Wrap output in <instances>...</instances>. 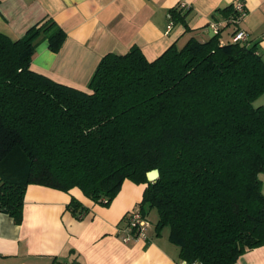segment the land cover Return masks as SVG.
Masks as SVG:
<instances>
[{
    "label": "trees",
    "instance_id": "16d2710c",
    "mask_svg": "<svg viewBox=\"0 0 264 264\" xmlns=\"http://www.w3.org/2000/svg\"><path fill=\"white\" fill-rule=\"evenodd\" d=\"M188 12L169 10L174 24ZM221 12L228 20L233 4ZM66 37L52 18L16 40L0 32V212L20 224L29 184L77 187L108 204L129 179L146 184L138 206L156 210L155 234L169 227L181 261L234 264L263 246L259 46L222 43L220 29L152 61L134 45L105 54L84 91L30 68L39 42L56 53ZM66 208L78 218L87 210L73 196Z\"/></svg>",
    "mask_w": 264,
    "mask_h": 264
},
{
    "label": "crops",
    "instance_id": "0c3cea01",
    "mask_svg": "<svg viewBox=\"0 0 264 264\" xmlns=\"http://www.w3.org/2000/svg\"><path fill=\"white\" fill-rule=\"evenodd\" d=\"M234 1L0 0V32L16 40L33 24L55 20L67 35L62 47L54 53L46 40L39 42L30 68L88 91L87 83L105 54H124L135 45L152 61L172 44L181 48L191 38L205 41L213 36L210 23H222L221 9ZM242 1L247 14L238 28L264 57V0ZM180 3L189 9L185 24L173 23L168 29L169 10ZM234 30V25L221 24L220 41H230ZM260 179L264 193V172ZM145 186L125 179L113 199L103 204L77 187L64 192L29 184L20 224L0 212V264H181L169 231L156 235L150 224L146 239L122 240L125 216L138 207ZM72 196L87 208L80 218L66 208ZM234 264H264V245L248 250Z\"/></svg>",
    "mask_w": 264,
    "mask_h": 264
},
{
    "label": "built area",
    "instance_id": "2783aa9c",
    "mask_svg": "<svg viewBox=\"0 0 264 264\" xmlns=\"http://www.w3.org/2000/svg\"><path fill=\"white\" fill-rule=\"evenodd\" d=\"M179 6L182 8H188L187 5H185L184 3H180ZM233 6L235 12L234 16H231L226 21H222V23L219 22L210 23L213 34L218 33L221 24L228 22L229 24L235 26L234 33L231 35L230 40L232 42L247 43L248 42L247 32L241 28H238V25L243 21L244 17L247 14L245 4L242 0H235ZM167 17L169 20L167 28L170 29L173 25L171 14L168 13ZM125 218H126V225L123 229H121L125 233L124 236L122 237V240L124 242H128L129 240L132 239L147 238V229L151 223L148 217L141 212L139 206L130 210L126 214ZM181 264H201V263L198 261H193V262L181 261Z\"/></svg>",
    "mask_w": 264,
    "mask_h": 264
},
{
    "label": "rangeland",
    "instance_id": "374dc122",
    "mask_svg": "<svg viewBox=\"0 0 264 264\" xmlns=\"http://www.w3.org/2000/svg\"><path fill=\"white\" fill-rule=\"evenodd\" d=\"M259 105H264V94H262L259 98H257L254 101V106H259ZM149 211L151 210L150 208H147ZM148 211V212H149ZM156 218H157V212L155 209H152L149 213V220L151 222V229H154V225L156 223ZM169 231V227H164L162 232L167 234Z\"/></svg>",
    "mask_w": 264,
    "mask_h": 264
},
{
    "label": "water",
    "instance_id": "95a60500",
    "mask_svg": "<svg viewBox=\"0 0 264 264\" xmlns=\"http://www.w3.org/2000/svg\"><path fill=\"white\" fill-rule=\"evenodd\" d=\"M147 179L149 181H155L159 177V170L158 169H152L147 172Z\"/></svg>",
    "mask_w": 264,
    "mask_h": 264
}]
</instances>
